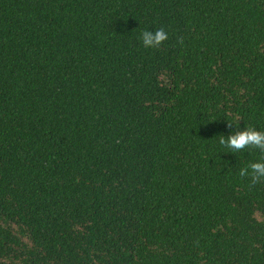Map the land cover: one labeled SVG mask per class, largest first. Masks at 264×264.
I'll use <instances>...</instances> for the list:
<instances>
[{
	"label": "trees",
	"instance_id": "16d2710c",
	"mask_svg": "<svg viewBox=\"0 0 264 264\" xmlns=\"http://www.w3.org/2000/svg\"><path fill=\"white\" fill-rule=\"evenodd\" d=\"M248 126L264 0H0V264H264Z\"/></svg>",
	"mask_w": 264,
	"mask_h": 264
},
{
	"label": "clouds",
	"instance_id": "9594fccd",
	"mask_svg": "<svg viewBox=\"0 0 264 264\" xmlns=\"http://www.w3.org/2000/svg\"><path fill=\"white\" fill-rule=\"evenodd\" d=\"M167 38V32L163 28H158L155 31H144L142 33V43L148 47H153L160 44ZM234 128H239L235 124H229ZM219 136V143L221 145L226 144L230 149L239 150L248 145L255 146L257 149L264 153V130L257 131L252 126L244 127L242 130L229 134L227 137L223 135ZM252 176L253 180L257 178H264V159L257 160L250 163L247 168H241L239 174L241 176L245 174Z\"/></svg>",
	"mask_w": 264,
	"mask_h": 264
}]
</instances>
